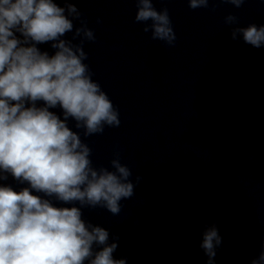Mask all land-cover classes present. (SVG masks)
Segmentation results:
<instances>
[{
  "label": "clouds",
  "instance_id": "1",
  "mask_svg": "<svg viewBox=\"0 0 264 264\" xmlns=\"http://www.w3.org/2000/svg\"><path fill=\"white\" fill-rule=\"evenodd\" d=\"M210 2L187 0L192 10L209 9ZM219 2L240 9L247 0ZM135 4L134 22L143 32L174 47L177 34L168 8L157 10L153 0ZM223 23L233 41L264 46V25L240 26L233 12ZM68 33L71 39L65 38ZM95 40L70 0L63 6L57 0H0V264H126L114 259L118 244L109 243V231L82 218V209L96 207L119 215L121 200L135 194L122 153H113L110 168L97 167L85 142L121 125L119 108L85 62L84 44ZM44 44L54 51L42 50ZM9 176L26 186L16 190L2 183ZM221 244L216 226L207 227L200 244L207 264H214ZM249 264H264V241Z\"/></svg>",
  "mask_w": 264,
  "mask_h": 264
}]
</instances>
